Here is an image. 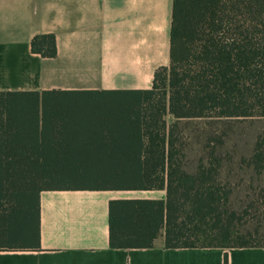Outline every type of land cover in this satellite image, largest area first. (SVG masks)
I'll use <instances>...</instances> for the list:
<instances>
[{"label": "trees", "instance_id": "obj_1", "mask_svg": "<svg viewBox=\"0 0 264 264\" xmlns=\"http://www.w3.org/2000/svg\"><path fill=\"white\" fill-rule=\"evenodd\" d=\"M29 45L55 55L52 34ZM157 82L165 85L159 93ZM107 101L105 118L86 127L107 136L68 141L73 130L61 119L44 130V104L0 93V248H38V194L46 189L163 191L160 199L108 201L112 248L150 247L158 237L164 248L264 247V210L252 225L241 221L247 209L227 206L230 186L218 179L219 149L187 169L177 129L190 119L264 118V0H172L168 65L150 88ZM262 142L255 139L249 159L257 173ZM262 197L264 206V188Z\"/></svg>", "mask_w": 264, "mask_h": 264}, {"label": "crops", "instance_id": "obj_2", "mask_svg": "<svg viewBox=\"0 0 264 264\" xmlns=\"http://www.w3.org/2000/svg\"><path fill=\"white\" fill-rule=\"evenodd\" d=\"M171 2L0 0V93L44 104V130L61 119L73 130L68 141L105 138V131L86 128L103 113L48 109L59 98L107 101L117 92L150 88L153 73L169 62ZM38 34L53 35L54 56L30 50ZM162 197L159 190H41L38 248H0V264H264V247L164 248L160 237L145 248L108 245L109 200Z\"/></svg>", "mask_w": 264, "mask_h": 264}, {"label": "rangeland", "instance_id": "obj_3", "mask_svg": "<svg viewBox=\"0 0 264 264\" xmlns=\"http://www.w3.org/2000/svg\"><path fill=\"white\" fill-rule=\"evenodd\" d=\"M231 14L239 17L238 12L234 11V14ZM163 87L165 88V85L157 82L156 93H159ZM58 102L64 105L62 111L76 110L87 114L104 113L107 109H103V107L108 103L99 97L85 95L59 98ZM177 129L183 141L186 168L192 169L196 159L203 156L210 147L219 149L223 161L218 179L230 186L227 206L229 205L230 208L240 212L242 209H247L246 215L241 216V221L247 220L248 224H254L256 218L261 219V213L264 210L262 203L264 161L262 169L257 173L249 163V159L255 139L262 140L264 138V118L227 121L190 119L184 124L177 125ZM217 137L221 139L219 147L215 140H212ZM261 149H264V142L261 143L258 150ZM224 153H227V156ZM154 195L161 196L162 192H157ZM262 231L264 229L260 230V232Z\"/></svg>", "mask_w": 264, "mask_h": 264}]
</instances>
